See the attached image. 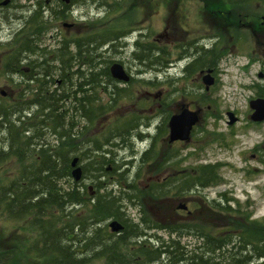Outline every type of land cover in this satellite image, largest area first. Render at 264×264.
Segmentation results:
<instances>
[{
  "label": "trees",
  "instance_id": "trees-1",
  "mask_svg": "<svg viewBox=\"0 0 264 264\" xmlns=\"http://www.w3.org/2000/svg\"><path fill=\"white\" fill-rule=\"evenodd\" d=\"M34 17L25 31L0 43L1 75L9 87L6 96L0 93V264H264V219L250 220V215L235 222L237 230L231 228L228 236L201 219L196 229L200 245L190 249L182 243L190 229L179 232L173 212L160 208L173 196V182L165 188L158 181L136 185L130 180L131 162L116 165L108 158L112 139L132 124L108 120L113 97L108 56L90 42L70 51L62 41L51 47L49 37L42 36L48 22ZM154 47L150 44V68L161 69L166 64ZM220 59L216 52L203 51L195 66L214 68ZM58 77H68V83L58 84ZM83 119L86 128L103 127L100 136L87 140L84 154L78 143ZM149 153L142 163L152 158ZM76 156L89 159L81 165L80 181L72 175ZM157 156L149 171L155 175L160 172ZM109 165L119 171L117 180L110 178ZM88 175L94 195L82 183ZM219 181L214 165L200 166L198 186ZM108 184L120 189L115 193ZM141 200L159 206L153 218L142 211ZM131 207L138 208L139 218L131 217ZM113 220L123 226L118 233L109 227ZM160 221L166 224L159 227Z\"/></svg>",
  "mask_w": 264,
  "mask_h": 264
},
{
  "label": "flooded vegetation",
  "instance_id": "flooded-vegetation-1",
  "mask_svg": "<svg viewBox=\"0 0 264 264\" xmlns=\"http://www.w3.org/2000/svg\"><path fill=\"white\" fill-rule=\"evenodd\" d=\"M29 1L32 8L29 14L22 15V19L32 13L31 17L35 16V19L41 17L48 24L50 23L51 26L42 36L47 35L53 45L57 46L62 41L64 47L70 51L79 44L84 47L85 43L90 42V47L98 54L103 53L108 56L109 69L119 64L129 75L127 80H123L114 77L111 73L113 84L111 112L115 109L117 112L124 101H131L137 96L135 109L132 110L136 121L119 130L112 139L114 146L111 149L133 144L135 134L139 140L153 139L152 145L141 154L142 160L147 153H151V147L158 137L162 136L163 145L168 147L182 146L192 141L195 126L189 140L170 141L169 121L173 114H166L164 110L166 95L169 91L184 97L191 93L193 82L192 86L189 84L190 92L187 91L186 84L190 83L192 71L196 70L195 65L200 52L227 48L234 52L241 50L264 52V14H262L264 3L262 0H158L163 19L157 36L153 38L154 42H150L149 37L150 4L154 0ZM11 3V0L5 5L0 3V8L9 9ZM0 43L4 42L0 41ZM150 43L157 46L154 48L160 52L161 62L166 64L162 70L164 75L169 72L173 63H177L170 57V52L173 51L179 55L178 60L185 63V66H182L184 71L181 77L184 84L168 81L165 83L168 86L166 87L165 84L160 85L143 77L150 68ZM128 50L132 54L125 58L124 55L128 53ZM110 54L113 60H110ZM209 69H212L214 83L206 90L214 88L219 83V69L216 67L201 69L199 76L202 81ZM260 76L264 77V73H260ZM67 80L68 77H58L56 82L62 84ZM259 97H264V87L258 90L256 98ZM65 100V109L69 112L70 99L67 97ZM182 105L184 104L175 103L174 107L177 106L180 109ZM80 107L83 114L84 101ZM179 109L177 112L180 111ZM147 112L160 118L154 134L150 128L152 123L146 120ZM116 116H119L118 113ZM118 119L121 125L127 122L121 117ZM102 129L103 127L87 135L84 119L81 121L78 143L83 151H81L82 154L85 152L87 140L100 136ZM166 151L167 149L163 150L159 156L160 172L155 176L152 175V178L148 179V185L144 184V186L148 187L150 182L158 181L165 188L173 182V196L167 197L171 208L167 211L173 212V225L179 232L183 227L190 229L188 235L184 234L183 237L198 239L197 225L203 222L200 220L204 218L213 226L217 234L228 236L232 230L227 229L232 224L228 214L229 206L224 204V200L229 201L232 198H228V193H221L220 198H210L205 192L208 186H198L196 166L194 167L193 164L186 166L183 164V161H187L186 158L168 157ZM111 153L113 158H117L116 153ZM189 154L190 157L194 156L196 149ZM81 158L86 161L84 156ZM157 224L160 227L166 223L160 221Z\"/></svg>",
  "mask_w": 264,
  "mask_h": 264
},
{
  "label": "rangeland",
  "instance_id": "rangeland-1",
  "mask_svg": "<svg viewBox=\"0 0 264 264\" xmlns=\"http://www.w3.org/2000/svg\"><path fill=\"white\" fill-rule=\"evenodd\" d=\"M262 2L264 3V0ZM11 4L9 9L0 8V41L3 42L12 40L17 34L16 31L25 30L24 26L32 15L31 13L27 18L22 19V15L29 14L32 8L29 0H14ZM262 14H264V8ZM162 19V11L158 0H154L150 4V42H154L153 38L157 36L160 30ZM49 26H51L50 23ZM46 43L50 44L51 47L55 46L49 39L46 40ZM213 52H216L221 57L216 64V68L219 69L218 85L206 90L205 84L199 76L201 69L196 68V70L192 71L190 83L187 82L186 84L187 91L190 92L189 87L190 85L192 86L193 82V89L191 93H188L189 95L187 94L184 97L174 94L173 91H169L166 95L164 110L166 114H178L184 109L199 111V121L195 125L192 141L182 146L174 145L173 147H168L163 145L162 136L158 137L151 147L152 151L150 154L152 158L142 163L141 154L152 145L153 139L139 140L135 134L133 144L118 147L113 149L114 151L111 149L112 152L117 154V158H113L112 153H110L108 158L112 162L115 161L116 165L131 161L130 180L132 182L135 181L136 185L142 187H144V184L148 185V179L152 178V175L155 176V174L149 173L154 165L151 161L155 160L157 154L158 158L162 151L166 149L168 157L180 156L186 158L187 161H183V164L186 166L193 164L194 167L196 166L197 172L200 166L214 165L218 171L220 181L207 187L205 192L209 194L210 198H220L221 193H228V198L232 199H229V201L224 200V204L229 206L230 213H227L231 219V224L233 225L235 222L239 223L240 221L244 222L248 215H250V220H262L264 219V121L254 122L251 119L254 110L250 106V101L255 99L258 90L264 87V77L260 76V73H264V52L251 50L234 52L228 48L225 50H214ZM1 53L0 47V91L4 90L6 94L9 87L7 78L1 75L3 70ZM131 54V51L128 50V53H125L124 56L125 58L130 57ZM170 57L174 58L177 63L172 64L173 66L166 75L162 72L164 67L161 69L149 68L143 77L160 85L168 81L184 84L181 77L184 71L182 66H185V63L178 60L179 55L173 51L170 52ZM210 58L208 57V59ZM110 60H113L111 54ZM15 78L20 80V75L17 74ZM164 86L168 87L166 84ZM144 88H147V86H144ZM136 99L137 96L131 101H124L122 106L117 109V112L115 111L116 109L113 112L110 111L111 113L108 112V120L115 119L117 121L121 117L123 120L134 123L136 117L132 115V110L135 109ZM175 103L184 105L181 106L182 109H179L177 106L174 107ZM178 109L180 110L179 112H177ZM228 112L235 114L237 118L235 122L230 123L231 119ZM117 113L120 117L116 116ZM146 116L148 117L146 120H150L152 123L150 128L154 134V129L160 118L159 116L154 117L151 112H147ZM93 127H87L86 133L90 131L93 134L98 129ZM141 130H145V128H141ZM48 139L51 140V137L48 136ZM193 149H196V154L190 157L189 153ZM85 160L84 162L80 161L82 166L89 161L87 158ZM149 161L150 163L147 164ZM171 164L173 165L174 162ZM113 166L109 165L108 168H111L109 170L112 173L110 178L115 180L119 171H115ZM91 179V176H85L82 183L88 187L92 186L90 191L94 195L96 191ZM108 189L114 190L116 193L120 188L117 185L108 184ZM103 192L104 190L100 191V193ZM150 202L153 204L152 206L146 205L141 200L140 205L142 211L147 212L148 216L153 218V215L157 214L159 206L153 201ZM160 208L167 211L171 208V204L167 203ZM137 211L138 208H129V214L136 219L139 218L137 217ZM170 213L171 210L168 211V214ZM203 225L209 227L208 222L203 223ZM236 226L229 225L227 230H231V228L237 230ZM159 234L163 235V233ZM164 237L166 238L167 235ZM200 242V240L195 238L182 237V243L186 244L190 249L199 246ZM160 264L170 263L163 261Z\"/></svg>",
  "mask_w": 264,
  "mask_h": 264
},
{
  "label": "water",
  "instance_id": "water-1",
  "mask_svg": "<svg viewBox=\"0 0 264 264\" xmlns=\"http://www.w3.org/2000/svg\"><path fill=\"white\" fill-rule=\"evenodd\" d=\"M10 0H5L2 4L9 3ZM111 73L114 77H119L120 79L127 80L129 75L123 69V67L119 64H115L111 67ZM204 83L206 85V89H209L211 85L214 83V77L212 76V69L207 70V73L204 75ZM3 95L5 94L4 90H1ZM250 106L254 110L251 115V119L255 122L264 121V97H259L250 101ZM199 111H192L190 109H184L181 113L174 114L170 118L169 121V129H170V141L174 142L177 140H189L191 131L193 127L199 121ZM229 117L231 119L230 123L236 121V116L233 112H229ZM79 158H73L71 162V166L73 168L72 175L76 181H80L83 176V170L81 165L79 164ZM90 189L92 186L89 187ZM109 226L113 232H119L122 230L123 226L117 220H113L109 223Z\"/></svg>",
  "mask_w": 264,
  "mask_h": 264
},
{
  "label": "bare ground",
  "instance_id": "bare-ground-1",
  "mask_svg": "<svg viewBox=\"0 0 264 264\" xmlns=\"http://www.w3.org/2000/svg\"><path fill=\"white\" fill-rule=\"evenodd\" d=\"M150 65V64H149ZM76 157H78L79 158V156H76ZM80 159V158H79Z\"/></svg>",
  "mask_w": 264,
  "mask_h": 264
}]
</instances>
